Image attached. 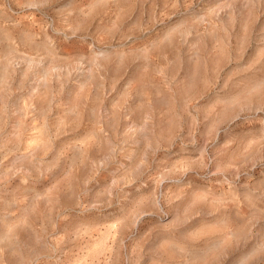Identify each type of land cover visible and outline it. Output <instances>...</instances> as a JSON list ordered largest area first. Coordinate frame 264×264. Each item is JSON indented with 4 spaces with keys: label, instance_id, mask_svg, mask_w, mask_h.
I'll return each instance as SVG.
<instances>
[{
    "label": "rangeland",
    "instance_id": "1",
    "mask_svg": "<svg viewBox=\"0 0 264 264\" xmlns=\"http://www.w3.org/2000/svg\"><path fill=\"white\" fill-rule=\"evenodd\" d=\"M0 264H264V0H0Z\"/></svg>",
    "mask_w": 264,
    "mask_h": 264
}]
</instances>
